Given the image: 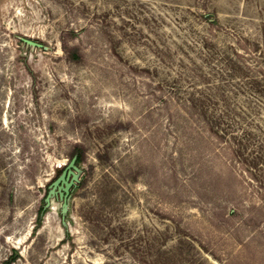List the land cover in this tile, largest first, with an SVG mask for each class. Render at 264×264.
Segmentation results:
<instances>
[{
  "label": "rangeland",
  "instance_id": "obj_1",
  "mask_svg": "<svg viewBox=\"0 0 264 264\" xmlns=\"http://www.w3.org/2000/svg\"><path fill=\"white\" fill-rule=\"evenodd\" d=\"M0 264H264V0H0Z\"/></svg>",
  "mask_w": 264,
  "mask_h": 264
},
{
  "label": "water",
  "instance_id": "obj_2",
  "mask_svg": "<svg viewBox=\"0 0 264 264\" xmlns=\"http://www.w3.org/2000/svg\"><path fill=\"white\" fill-rule=\"evenodd\" d=\"M64 178H65V173H62L60 175V177L56 180V182H59V181L63 180ZM66 187H68V185H66Z\"/></svg>",
  "mask_w": 264,
  "mask_h": 264
},
{
  "label": "trees",
  "instance_id": "obj_3",
  "mask_svg": "<svg viewBox=\"0 0 264 264\" xmlns=\"http://www.w3.org/2000/svg\"><path fill=\"white\" fill-rule=\"evenodd\" d=\"M76 160H80V157L77 156V157H76Z\"/></svg>",
  "mask_w": 264,
  "mask_h": 264
}]
</instances>
